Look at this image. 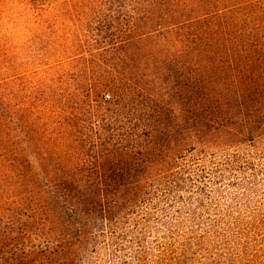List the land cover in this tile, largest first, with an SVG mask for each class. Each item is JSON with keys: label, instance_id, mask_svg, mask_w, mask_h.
<instances>
[{"label": "rangeland", "instance_id": "1", "mask_svg": "<svg viewBox=\"0 0 264 264\" xmlns=\"http://www.w3.org/2000/svg\"><path fill=\"white\" fill-rule=\"evenodd\" d=\"M137 1L0 0L2 220L29 264H264V0H179L262 46L232 61ZM56 186L104 193L83 239L31 217Z\"/></svg>", "mask_w": 264, "mask_h": 264}, {"label": "trees", "instance_id": "2", "mask_svg": "<svg viewBox=\"0 0 264 264\" xmlns=\"http://www.w3.org/2000/svg\"><path fill=\"white\" fill-rule=\"evenodd\" d=\"M182 2L179 0H151L148 2L149 5L148 3H144L146 4L144 6L141 2L137 1L136 3L139 5L135 7V11L149 10L147 13V26L153 27L156 24H163L161 26L166 27L177 24L178 31L183 32L178 39L184 42L192 41L200 45L197 50L199 56L222 57L232 61L246 57L249 53H255L261 49L262 46L249 44L248 41L243 39L241 35L242 31L234 32L233 23L224 22L223 17L219 13H207L202 18L196 17L193 20L188 18L186 21H180V18L184 19L191 11L188 5ZM179 22L181 23L180 25ZM134 29L135 27H131L128 32ZM164 30H166L164 38L169 39L170 33H173L174 30ZM245 98L239 95L237 99L230 102L231 115L237 110L241 112L244 108L251 106L250 104L253 102L258 101L257 99L255 101H248ZM245 122V120L241 121L240 119L237 126ZM241 128L239 129L238 127L234 131H231L229 138L244 139L254 134L252 129H249L247 125ZM103 196L104 193L101 192L98 197L99 199L95 197V201L93 200L88 203L89 199L86 197L89 196L78 189V187L56 186L55 189L49 191L47 197L42 202L35 199V203L39 205L38 208L42 207L39 210L38 208L34 209L31 217L38 216L39 220L35 218L36 224H38V228L46 231L47 236L51 237L54 235L60 238V242L68 241V238L72 239L75 237L80 240L88 235V230L95 224L92 217L95 210L98 209L100 214H105L106 208L101 199ZM2 219L3 216L0 214V264H29L31 255L35 251L46 249H27L25 247V239H23L22 243L17 242L18 233L24 236V238L28 237V235H25L26 233L23 231V228L11 221H3ZM43 219L48 220L51 224V231H47L44 228L45 222Z\"/></svg>", "mask_w": 264, "mask_h": 264}]
</instances>
